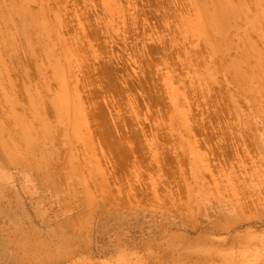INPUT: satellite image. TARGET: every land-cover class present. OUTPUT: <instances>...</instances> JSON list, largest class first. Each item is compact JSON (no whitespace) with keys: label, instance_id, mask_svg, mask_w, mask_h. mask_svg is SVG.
<instances>
[{"label":"rangeland","instance_id":"1","mask_svg":"<svg viewBox=\"0 0 264 264\" xmlns=\"http://www.w3.org/2000/svg\"><path fill=\"white\" fill-rule=\"evenodd\" d=\"M244 2L214 51L198 0H28L43 39L0 0V122L53 137L47 177L0 149V264H264V0ZM83 80L108 133L88 146L52 104Z\"/></svg>","mask_w":264,"mask_h":264},{"label":"bare ground","instance_id":"2","mask_svg":"<svg viewBox=\"0 0 264 264\" xmlns=\"http://www.w3.org/2000/svg\"><path fill=\"white\" fill-rule=\"evenodd\" d=\"M16 1L17 3H14L13 6L11 5L10 7L14 13L19 15L23 27L25 29V34L28 36L31 30H35L37 31L39 37L43 39V37L46 34H48V32L50 31L49 26L44 20V11L41 10L39 12L33 13L26 6V2L28 0H16ZM198 1H199L198 13L200 17L193 24L192 30L206 36L209 42L211 43L214 51H216L218 50V43L220 42V40H223L225 37V32L228 29H232V28L237 29L238 19L244 17V15L246 14L245 2L244 0H239L237 3H233L230 0H208L211 5V9H208L205 6V3L200 2L204 0H198ZM191 3L193 2L191 1ZM247 22H249V26L251 29H254V27H256V20L254 17L249 18ZM3 43L6 45H11L12 37H10L9 35L5 36ZM245 47L247 48V52H244L242 50L241 51L242 55L240 54L229 66V69H231L234 72L233 74L235 79L237 81H242V83H247L246 78H249V75L241 72L239 69V65L240 62L248 60V57L251 52L250 49H253V46L250 43H247ZM46 50L48 51V49ZM53 64H54V75L57 78L62 79L63 78L62 70L58 67L56 63ZM103 69L105 68H102V70ZM94 73L96 74V72ZM84 80H83L84 84L82 82V84H80L81 86L80 85L74 86V91L73 93H71L73 95L72 101L70 94L65 90V87H62L60 93L57 94L52 99V104L55 107L56 113L58 115L61 124H63L65 128L69 129L73 133V135L76 136L75 139H78L79 137L77 135H79V132H82L85 135V137L82 138V142L85 146H88L92 144V143L90 144V141L92 142L93 139L92 135L99 134V136L101 135V137L104 138V140L106 141L105 136L108 133L106 132L107 134L105 135L103 130L100 129L101 127V121L99 117L100 112L97 105L98 102L95 101V98H98L96 97L98 94L96 93V91L98 92V90L97 89L95 90V88H93L92 86L90 87V85H92L91 82L86 83ZM80 87L81 89H79ZM79 91L85 92V95L87 94L86 97H84L86 99V100L84 99L85 102L88 101L86 107L83 105V100ZM32 107H33V111L36 114L39 113L40 102L32 101ZM41 120H42L41 123L42 129L38 134L35 135L33 134L32 124L27 119L23 118L21 115L14 116V121L18 125L15 131L6 129L4 125L0 122V149L2 150L4 155L9 158V161L11 160L13 163L14 162L22 163L31 170L42 174L40 176L47 177L46 170H48V160L51 154L47 150V148H43V145H45L47 142H50L53 137H52L51 128L48 125V123L47 122L45 123L44 122L45 120L43 119ZM30 154L36 155V158L35 159L30 158L29 157Z\"/></svg>","mask_w":264,"mask_h":264}]
</instances>
